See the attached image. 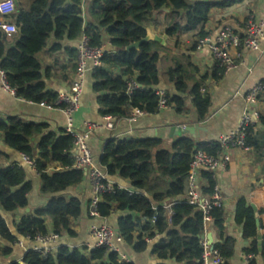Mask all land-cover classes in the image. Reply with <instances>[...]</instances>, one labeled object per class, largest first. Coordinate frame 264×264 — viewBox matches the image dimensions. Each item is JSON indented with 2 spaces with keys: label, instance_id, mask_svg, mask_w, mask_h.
Wrapping results in <instances>:
<instances>
[{
  "label": "trees",
  "instance_id": "1",
  "mask_svg": "<svg viewBox=\"0 0 264 264\" xmlns=\"http://www.w3.org/2000/svg\"><path fill=\"white\" fill-rule=\"evenodd\" d=\"M80 4L81 0H32L26 12L15 16L14 35L7 38L0 31V71L4 73L8 87L21 101L52 107L58 94L46 91L42 67L36 58L46 48L50 35L54 34L57 42L53 50L59 48V42L78 40L82 35L89 39L91 47L100 48L105 37L115 52H104L100 67L89 73L100 115L121 120L128 119L131 110H138L143 115L156 114L161 109L160 97L155 94L160 83L159 56L165 47L149 41L136 49L126 51L125 48L145 37L147 25L155 24L159 13L166 18L163 33L167 37L194 32L198 39L202 38L213 5L206 1L189 0H96L89 10V23L83 29ZM215 70L213 78H221L222 72ZM188 74L179 63L167 69L166 81L172 84L173 94L165 92L164 99L168 107L181 113L186 98L191 97L192 107L201 121L208 113L209 100L202 96L199 83L189 87ZM128 80L134 81L139 88L127 93ZM258 124L264 127L262 113ZM255 128L246 129L247 148L257 147L253 137ZM46 129V125L0 120L3 143L33 160L41 185L40 192L48 196L44 208L24 216L14 226L15 236L11 235L0 217L2 256L9 255L11 246L19 239L33 242L37 236L49 235L47 220L52 225L50 234L72 237L70 221L81 215V200L66 195L68 189L83 179V171L74 168V139L63 131L55 134L46 132ZM33 137H38L34 146L30 143ZM161 144L157 139L123 138H112L104 144L99 158L102 171L108 177L117 175L128 181L132 192L115 188L112 193L103 194L97 212L101 218L110 216L113 211L126 214L119 218L117 231L134 252L146 250L145 236L149 240H157L151 255L158 260V264H199L203 252L200 241L205 234L203 215L185 202L186 177L195 151L218 157L222 149L217 142L196 143L189 137H178L167 148H162ZM50 164L59 166L61 170L46 173ZM200 176L207 184L203 194H209L215 185L214 180L205 172H201ZM30 191L31 184L25 180L20 167L0 169V210L13 213L24 209ZM169 204L171 213L168 217L164 207ZM209 215L212 228L217 231V242L212 244V249L220 256L221 264H227L233 256L235 240L222 234V208H213ZM134 216L144 220L140 227ZM153 218L154 223H151ZM234 221L241 226L243 239L255 238L254 213L242 199L236 204ZM250 251L257 255L255 242ZM260 255L264 257V246ZM11 264L131 263L119 262L117 252L103 248L70 250L60 247L54 256L28 250L21 263Z\"/></svg>",
  "mask_w": 264,
  "mask_h": 264
},
{
  "label": "crops",
  "instance_id": "2",
  "mask_svg": "<svg viewBox=\"0 0 264 264\" xmlns=\"http://www.w3.org/2000/svg\"><path fill=\"white\" fill-rule=\"evenodd\" d=\"M4 0H0L2 2ZM15 12L11 21L15 22V16L26 12L29 9V0H12ZM96 0H81L80 10L83 20V29L89 23V10ZM206 1L213 5L208 13L207 21L203 32L205 35H211L214 38L221 29L225 27L232 28L235 32H241L243 27L251 19L256 22L264 23V0H189ZM167 12V10H165ZM164 11V12H165ZM166 18L159 13L155 24H148L147 29L163 41L162 47H167L168 51L161 52L159 56V67L161 70L159 91L173 94L172 84L166 81V71L168 68L179 63L185 68L188 74L189 87L194 83L201 86V94L209 100V110L204 120L199 121L196 111L192 107L191 97L186 98V103L181 113H177L173 107L160 109L153 115L136 116L135 111H130L128 119L111 120L112 129L105 127L103 117L100 115L95 94L92 92V80L90 74L85 77V83L82 88L79 100V111L74 115V132L82 134L84 124H94L96 128L85 136L84 142L92 155L93 164L100 167L99 158L102 154L104 144L112 138H123L131 140L157 139L161 141V147L167 148L170 143L178 138V128L192 125H199L204 129L196 134V143H214L221 135L234 131L240 121L242 112L247 108L244 98L259 83L264 82V27L263 40L260 42L261 51L251 52L240 50L239 59L235 60L236 67L224 74L219 79L213 78L216 71L214 63L209 53L205 50L196 51L194 44L198 39L196 33H183L178 36L167 37L163 33L166 24ZM54 34H51L46 48L37 54L36 58L42 67V74L46 91L56 94H67L71 83L74 81V72L76 68V46L77 40L59 42V48L54 49L57 42L54 40ZM103 42L104 52L114 53L115 49L111 47L110 41ZM229 54L234 55L230 50ZM256 108L264 115V93L258 97ZM0 120H16L25 124L46 125V132L55 134L65 132L66 118L62 112L49 109L39 104H33L21 101L7 91H4L0 85ZM253 137L257 142L256 148H249L244 151L241 149H230L222 154L227 158L224 167L217 169L214 177V184L218 186L222 199L223 210V230L224 237L235 240L233 256L227 264H264V257L260 255L254 239H243L242 228L234 221V210L239 200L245 203L257 213L259 220V234L261 237V247L264 246V127L256 124L253 131ZM38 137H33L31 145H36ZM72 153L76 152L72 150ZM220 154V155H222ZM37 150L34 156L36 158ZM219 155V156H220ZM11 166L20 167L25 175V180L30 182L31 191L27 197V206L24 209L13 213H5L0 210V217L4 220L11 235L15 236L14 226L18 224L21 218L26 215H32L34 211L45 207L48 196L41 194L39 176L35 169L28 167L22 162L21 154L9 149L0 138V169ZM60 167L50 164L46 168V173L51 174L60 171ZM106 179L113 189L127 190L132 192L128 181L119 178L117 175ZM207 189L204 179L199 176L197 191L201 194ZM68 197L79 198L82 202L81 215L76 220L70 221L69 229L72 237L60 235L54 242L48 244V255L54 256L57 249L66 247L70 250H92L95 248V241L92 239V228L108 227L114 233L113 245L117 250L118 261L131 264H158V260L151 255L152 247L157 240H152L143 236L147 243L144 252L136 253L132 246H128L118 235L117 225L120 217L126 215L113 211L106 218H90L87 214L88 203L91 199V185L88 176L83 172L82 181L68 189ZM138 222V227L144 223L140 216H134ZM255 225V221H254ZM48 234L52 233V225L49 220L46 221ZM256 229V227H255ZM204 238L211 236L212 244L217 242V231L212 228L211 223L204 224ZM138 234V231L137 233ZM135 234V235H136ZM120 238V240L117 239ZM158 239V238H157ZM151 240V239H150ZM255 242L257 255L250 250L252 243ZM21 244V246L19 244ZM42 247L37 242L18 240L11 246V253L7 256L0 254V264L21 263L23 255L28 250Z\"/></svg>",
  "mask_w": 264,
  "mask_h": 264
},
{
  "label": "built area",
  "instance_id": "3",
  "mask_svg": "<svg viewBox=\"0 0 264 264\" xmlns=\"http://www.w3.org/2000/svg\"><path fill=\"white\" fill-rule=\"evenodd\" d=\"M15 12L14 4L12 0H4L0 2V31L7 37H11L16 33L15 24L11 21V17ZM263 27L264 23L256 22L252 19L247 22L241 32H235L232 28L225 27L219 31V33L212 38L211 35H205L202 38L196 40L194 47L196 51L205 49L211 60L214 63V68L222 75L232 71L236 65L235 60L240 57V50H246L251 52L261 51L260 42L263 40ZM233 50L234 55L229 54V51ZM76 68L74 72V81L71 83L67 94H58L54 105L48 106L40 104V106L55 109L63 113L66 118L65 133L71 135L74 139L72 159L74 168L79 169L86 173L91 185V199L88 203L87 214L90 218H97L99 214L97 212V205L100 202L101 196L106 193H112L114 191L112 185H110L106 179V174L102 171L101 167L93 164L92 155L87 148L84 139L85 136L96 128L94 124H84V132L77 134L74 132L73 118L79 111V100L82 93V88L85 83V77L91 73L94 69L100 67L101 60L104 55L102 47L93 48L89 45V39L82 35L77 40L76 46ZM112 54V53H111ZM0 85L4 91H7L11 95L15 96L14 90L10 89L6 83L5 75L0 71ZM139 86L132 80H128L127 93H131ZM264 93V82L257 84L252 91L244 98L247 103V108L242 112L240 121L237 128L225 135H221L217 139V143L225 152L230 149L248 150L245 145L246 129L254 127L258 124L260 111L256 108L258 102V96ZM160 97L159 107L161 109L167 108L166 99H164V92L157 90L155 93ZM136 116H141L142 113L138 110H134ZM105 127L109 130L112 129L111 119L109 117H103ZM22 162L30 168L34 169L33 160L29 159L25 155H21ZM227 162V158L224 154L213 157L200 150L194 152L191 158L189 171L186 177V198L185 202L192 207H195L203 215V226L205 223H211L209 212L213 208H222V199L217 185H214L209 194H201L198 189V178L201 172L208 173L210 178L214 180L215 173L220 167H224ZM165 210L167 216H170V204L166 205ZM154 218L151 223H154ZM92 239L95 241V248H103L111 252H117L113 245L114 237L113 231L108 227L92 228ZM58 236L47 235L44 237L37 236L33 242H37L42 247L34 248L33 251L40 252L43 255H47V245L54 242ZM120 240L119 237H117ZM149 240V242H151ZM19 244V243H18ZM21 246V244H19ZM202 247V254L199 264H221V258L216 251H213L203 238L200 241Z\"/></svg>",
  "mask_w": 264,
  "mask_h": 264
},
{
  "label": "water",
  "instance_id": "4",
  "mask_svg": "<svg viewBox=\"0 0 264 264\" xmlns=\"http://www.w3.org/2000/svg\"><path fill=\"white\" fill-rule=\"evenodd\" d=\"M149 41H155L163 45V41L153 35L149 29H145V37L139 41L138 43H134L129 45L128 47L125 48L126 51H129L131 49H136L138 46L142 43L149 42ZM200 131H204L202 127L199 125H192V126H185V127H180L178 128V134H176L178 137H189L192 140H195L196 134ZM254 221H255V227H256V243L258 247V251L261 249V237L259 234V220H258V215L257 213H254ZM206 241L210 247H212V239L211 236L206 237Z\"/></svg>",
  "mask_w": 264,
  "mask_h": 264
},
{
  "label": "rangeland",
  "instance_id": "5",
  "mask_svg": "<svg viewBox=\"0 0 264 264\" xmlns=\"http://www.w3.org/2000/svg\"><path fill=\"white\" fill-rule=\"evenodd\" d=\"M31 1H32V0H29L28 3H29V2L31 3ZM164 50H165V51H168V48L165 47ZM164 50H163L162 52H164ZM159 69H160V67H159ZM161 74H162V73H161V70H159V76H160V77H161Z\"/></svg>",
  "mask_w": 264,
  "mask_h": 264
}]
</instances>
